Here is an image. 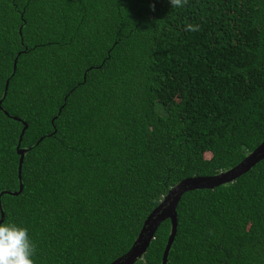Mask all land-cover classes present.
<instances>
[{"label":"trees","instance_id":"16d2710c","mask_svg":"<svg viewBox=\"0 0 264 264\" xmlns=\"http://www.w3.org/2000/svg\"><path fill=\"white\" fill-rule=\"evenodd\" d=\"M263 139L264 0H0V218L34 264H109L173 186ZM176 217L166 264H264V158Z\"/></svg>","mask_w":264,"mask_h":264},{"label":"water","instance_id":"95a60500","mask_svg":"<svg viewBox=\"0 0 264 264\" xmlns=\"http://www.w3.org/2000/svg\"><path fill=\"white\" fill-rule=\"evenodd\" d=\"M13 70H15V61L13 64ZM7 85H8V81H6L5 83L4 95L7 90ZM13 118L15 120L18 119L16 117ZM22 123H23V128L21 129L19 135L18 145L22 139L24 131L27 128V124L25 122ZM25 152L26 149L17 150V153L19 154V161H18L19 189L15 192L4 191L5 193L7 192L8 194L18 195L22 190L20 172H21V165L23 162ZM262 158H264V139L251 153H249L242 161H240L231 169L212 176H199V177L192 176L180 181L177 185L173 186L168 191V193L164 196L162 201L147 215L130 248L124 254L111 261L109 264H134L138 259L142 257L143 253L146 251L147 247L150 244V241L154 237L155 230L157 229L159 224L162 221L168 219L170 221L171 228L161 258V264H166L168 252L176 234V227H177L176 207L182 194L194 189H203V188L211 189L220 184L232 181L242 173L246 172L251 166H253L257 161H259ZM0 221H3L2 210H1Z\"/></svg>","mask_w":264,"mask_h":264},{"label":"clouds","instance_id":"9594fccd","mask_svg":"<svg viewBox=\"0 0 264 264\" xmlns=\"http://www.w3.org/2000/svg\"><path fill=\"white\" fill-rule=\"evenodd\" d=\"M186 0H170L182 6ZM190 30H195L190 26ZM35 245L28 229L16 223L0 221V264H34Z\"/></svg>","mask_w":264,"mask_h":264}]
</instances>
